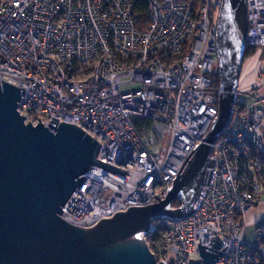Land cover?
Instances as JSON below:
<instances>
[{
  "label": "built area",
  "instance_id": "2783aa9c",
  "mask_svg": "<svg viewBox=\"0 0 264 264\" xmlns=\"http://www.w3.org/2000/svg\"><path fill=\"white\" fill-rule=\"evenodd\" d=\"M132 1L0 0V81L24 88V122L75 124L100 144L96 159L125 170L82 174L59 216L83 228L165 198L217 114L222 0H145L144 26ZM244 2L246 45L262 48L264 0ZM237 93L195 210L157 218L142 234L157 262L186 264L217 236L226 248L215 264H264V229L258 243L242 238V215L264 185V102L253 107Z\"/></svg>",
  "mask_w": 264,
  "mask_h": 264
},
{
  "label": "water",
  "instance_id": "95a60500",
  "mask_svg": "<svg viewBox=\"0 0 264 264\" xmlns=\"http://www.w3.org/2000/svg\"><path fill=\"white\" fill-rule=\"evenodd\" d=\"M216 26L217 114L208 132L171 178L165 198L154 195L157 202L116 211L90 227L63 220L62 206L91 167L125 170L96 159L100 144L75 124L56 125L53 117V130L39 117L36 125L25 123L16 109L24 88L0 81V264H164L142 234L157 218L189 216L209 182L212 145L229 123L247 47L244 0H222ZM209 243L198 244L200 257L186 264H215L226 246L218 250L217 236Z\"/></svg>",
  "mask_w": 264,
  "mask_h": 264
},
{
  "label": "crops",
  "instance_id": "0c3cea01",
  "mask_svg": "<svg viewBox=\"0 0 264 264\" xmlns=\"http://www.w3.org/2000/svg\"><path fill=\"white\" fill-rule=\"evenodd\" d=\"M252 56V55H251ZM259 58V78L246 79L244 78L240 83H238V89L243 90L248 86H256V90L247 93L238 92L237 95L247 104L253 107L261 106L264 102V91L258 94L260 86H264V47H262L258 53H254L251 59ZM243 64V63H242ZM249 68H247L248 73ZM240 77V76H239ZM239 82V79H238ZM248 90V89H247ZM257 91V92H256ZM264 156V147H263ZM260 202L250 207L242 215L243 228H242V238L248 243H258L257 232L258 230L264 229V185H262L260 193Z\"/></svg>",
  "mask_w": 264,
  "mask_h": 264
},
{
  "label": "rangeland",
  "instance_id": "374dc122",
  "mask_svg": "<svg viewBox=\"0 0 264 264\" xmlns=\"http://www.w3.org/2000/svg\"><path fill=\"white\" fill-rule=\"evenodd\" d=\"M216 16H217V13H216ZM260 49L261 48H256L255 49V53H258ZM252 56L244 57L238 83H240L244 78H246V79H255V80L257 78H259V74H258L259 72L258 71H259V66H260V60H259V58L251 59ZM247 68H249L248 73H247ZM121 89L122 90H128L129 88L127 86H122ZM255 90H256V86H253V87L252 86L251 87L248 86L247 88H245L243 90H239L238 89V91H240V92H245L246 91L247 93H249V92L251 93V92H253ZM258 91H259L258 94L259 93L261 94V92L264 91V86H260Z\"/></svg>",
  "mask_w": 264,
  "mask_h": 264
},
{
  "label": "trees",
  "instance_id": "16d2710c",
  "mask_svg": "<svg viewBox=\"0 0 264 264\" xmlns=\"http://www.w3.org/2000/svg\"><path fill=\"white\" fill-rule=\"evenodd\" d=\"M132 5L134 9L138 12V25L139 26H144L146 24V15H145V10H146V2L145 0H133ZM254 47H246L245 52H244V57L251 56L255 53ZM214 88H218V75H215V81H214ZM261 160L264 162V156L262 153L259 154ZM180 205V200L176 199L171 203V206L176 208ZM261 240L264 241V234L261 238ZM149 241V238H148Z\"/></svg>",
  "mask_w": 264,
  "mask_h": 264
}]
</instances>
